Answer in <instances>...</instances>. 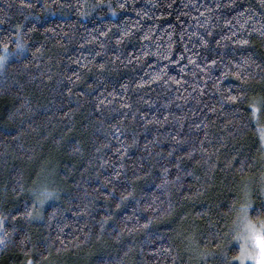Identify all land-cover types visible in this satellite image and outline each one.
<instances>
[{
	"label": "trees",
	"instance_id": "16d2710c",
	"mask_svg": "<svg viewBox=\"0 0 264 264\" xmlns=\"http://www.w3.org/2000/svg\"><path fill=\"white\" fill-rule=\"evenodd\" d=\"M5 53L0 264H234L264 0H0Z\"/></svg>",
	"mask_w": 264,
	"mask_h": 264
},
{
	"label": "clouds",
	"instance_id": "9594fccd",
	"mask_svg": "<svg viewBox=\"0 0 264 264\" xmlns=\"http://www.w3.org/2000/svg\"><path fill=\"white\" fill-rule=\"evenodd\" d=\"M238 230L233 239L242 241L238 250L240 264H264V216L249 215L238 217ZM237 233L240 238H237Z\"/></svg>",
	"mask_w": 264,
	"mask_h": 264
},
{
	"label": "rangeland",
	"instance_id": "374dc122",
	"mask_svg": "<svg viewBox=\"0 0 264 264\" xmlns=\"http://www.w3.org/2000/svg\"><path fill=\"white\" fill-rule=\"evenodd\" d=\"M3 55L7 56V59L2 64V66H0V75L2 74L5 66L7 65L8 61H9V56L6 53L3 54ZM262 150H263V152H262L263 162H262V165H261V168H260L261 175H260V179H259V183H258L261 195L259 197H257L255 202L254 201L249 202V204H251V207L248 210V214L249 215H252V213H253V215L259 214L261 216H264V137H263V149ZM239 214H240V210H239V212L237 213V216H236V218H237L236 219V231L238 230V224H239L238 217H239ZM0 238H2V228H0ZM241 243H242V241H237L238 248L240 247ZM1 245H2V243H0V246ZM236 254L238 255V250H237ZM79 260H80L79 257L78 258L75 257L73 260H68L67 258L65 259L62 256H57V258L56 257L49 258V262H46L45 264H78ZM234 264H240V262L239 261H234ZM251 264H255V262L253 261V262H251Z\"/></svg>",
	"mask_w": 264,
	"mask_h": 264
},
{
	"label": "snow or ice",
	"instance_id": "6c2138e0",
	"mask_svg": "<svg viewBox=\"0 0 264 264\" xmlns=\"http://www.w3.org/2000/svg\"><path fill=\"white\" fill-rule=\"evenodd\" d=\"M121 7H123V5H121ZM239 43H240V44H247L248 41H247V40H240ZM3 47H4V49H5V52H7V45H4ZM16 47H17V48H20L21 45H20V44H17ZM6 59H7V56H5V55H0V66H2V64L6 61ZM211 63L214 64L215 61H211ZM244 63L246 64L247 61L245 60ZM101 67H102V65H101ZM228 99L231 100V101H233V102H235V101L238 99V97H237L236 95H230V96L228 97ZM39 195H40V197H42L43 200H47V199H49V198H54V195H55V194H54V192L45 189L44 191H42L41 193H39ZM250 207H251V204H249V203H246V204L242 205V206H241V209H240V214H239V216L242 217V218H244V219H247V216H248V210H249ZM27 215H28V216H31L32 213H31V212H28ZM5 219H6V218H4V217H0V228H3L4 220H5ZM237 238H240V234H239V233H237ZM3 242H4L3 238H0V243H3ZM232 259H233L234 261H239V260H240V258H239L238 255L234 256ZM28 264H32V262L29 261Z\"/></svg>",
	"mask_w": 264,
	"mask_h": 264
}]
</instances>
